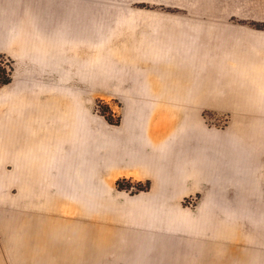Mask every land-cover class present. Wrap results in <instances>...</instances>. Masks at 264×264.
Returning a JSON list of instances; mask_svg holds the SVG:
<instances>
[{
    "label": "rangeland",
    "instance_id": "374dc122",
    "mask_svg": "<svg viewBox=\"0 0 264 264\" xmlns=\"http://www.w3.org/2000/svg\"><path fill=\"white\" fill-rule=\"evenodd\" d=\"M1 1L0 20H21L23 48L1 51L14 60V77L0 87V264H221L223 250L210 248L212 243L192 236V230L159 232L149 242L154 247H109L116 235L108 239L93 224L99 218L76 200L75 186L60 183L55 173L47 180L44 169L30 166V146L22 137L16 148L15 132L36 134L26 108L42 93L59 115L71 106L68 97L80 98L90 113L120 122L138 99H151L166 113L192 114V84L204 86L227 65L220 50L229 42L220 34L236 32L238 24L264 28L257 21L264 20V0ZM75 44L84 47L72 48ZM26 47L31 55L59 61L54 68H64L60 75L39 68L47 86L29 84L34 79L27 77ZM48 81L80 88H54ZM202 107L208 121L224 122L223 115Z\"/></svg>",
    "mask_w": 264,
    "mask_h": 264
},
{
    "label": "crops",
    "instance_id": "0c3cea01",
    "mask_svg": "<svg viewBox=\"0 0 264 264\" xmlns=\"http://www.w3.org/2000/svg\"><path fill=\"white\" fill-rule=\"evenodd\" d=\"M20 24L0 20V51L23 48ZM220 35L229 42L220 50L227 65L204 86L192 84V114L166 113L155 101L138 99L113 124L88 112L78 97H68L71 106L59 115L42 92L26 108L38 133L15 132L14 145L20 147L25 137L31 167L44 169L47 180L55 173L60 183L75 186L76 200L99 218L93 224L108 239L116 235L109 247H154L149 242L159 232L192 230V236L210 241V248L223 250L221 264H264V28L238 24L236 32ZM61 45L70 49L66 41ZM79 47L84 46H72ZM25 49L34 88L48 85L39 68L61 74L64 68L53 67L59 61ZM202 106L223 115L224 122L208 121ZM120 178L150 181V187L132 194L117 187Z\"/></svg>",
    "mask_w": 264,
    "mask_h": 264
},
{
    "label": "trees",
    "instance_id": "16d2710c",
    "mask_svg": "<svg viewBox=\"0 0 264 264\" xmlns=\"http://www.w3.org/2000/svg\"><path fill=\"white\" fill-rule=\"evenodd\" d=\"M14 77V60L6 55L5 53L0 51V87L12 82ZM106 119L110 123H119L120 117L117 119H113L112 116L105 115ZM117 187L119 189H127L130 190L131 193H136L141 190H147L150 187V181L146 182H134L131 179L120 178L117 180ZM136 187V189H132Z\"/></svg>",
    "mask_w": 264,
    "mask_h": 264
}]
</instances>
